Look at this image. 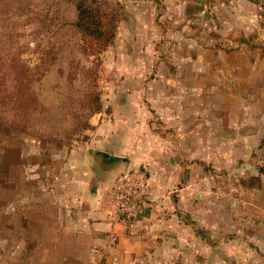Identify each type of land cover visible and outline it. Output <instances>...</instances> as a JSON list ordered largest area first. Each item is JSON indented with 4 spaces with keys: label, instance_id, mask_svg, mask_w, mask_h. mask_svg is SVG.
I'll use <instances>...</instances> for the list:
<instances>
[{
    "label": "rangeland",
    "instance_id": "obj_1",
    "mask_svg": "<svg viewBox=\"0 0 264 264\" xmlns=\"http://www.w3.org/2000/svg\"><path fill=\"white\" fill-rule=\"evenodd\" d=\"M150 1L153 7L144 10L149 38L134 41L129 36L141 20L135 17L130 0H103L100 4L114 10L116 27L112 43L98 56L100 112L128 75L120 73L117 65L140 66L135 75L148 82L160 75H177L171 69L174 51L179 49L173 35L174 18H164L160 0ZM77 16L68 0H0V104L4 95L5 104L9 103V107L0 105V151L33 141L68 146L84 140L92 129H84L85 124L100 112L90 115L81 107L85 93L93 88L92 78L81 66L96 71V57H85L75 46L81 43L72 26ZM164 24L172 31L169 38L159 36ZM148 47L149 57H128L129 50ZM261 75L262 81H249L240 88L218 79L216 73L208 74L196 96L188 94L190 88L162 91L166 97L184 100L183 110L197 116L193 123L198 156L190 158L177 148L182 138L173 126L154 127L157 133L161 130L156 144L167 146L172 160L180 161L170 170L167 182L160 174L162 153L152 154L154 170L148 165L149 171L145 169L149 179L152 172L158 190L149 209L166 222L174 216L172 223L182 228L180 237L170 233L165 247L153 250L160 263L264 264V178L252 180L260 177L264 165V73ZM176 105L164 109L174 113L179 111ZM146 109L155 126V108ZM104 111L111 113L109 106ZM164 185L166 193L161 188Z\"/></svg>",
    "mask_w": 264,
    "mask_h": 264
},
{
    "label": "crops",
    "instance_id": "obj_2",
    "mask_svg": "<svg viewBox=\"0 0 264 264\" xmlns=\"http://www.w3.org/2000/svg\"><path fill=\"white\" fill-rule=\"evenodd\" d=\"M160 1L164 18H174L179 49L174 51L171 69L176 76L160 75L148 82L135 75L140 66L117 65L120 73L128 75L106 103L110 115L104 106L91 119L85 140L68 146L33 141L0 151V168L4 167L3 172L0 169V264H159L153 250L165 247L170 233L181 236L182 228L172 223L174 216L166 222L149 209L158 191L151 171L146 215L137 220L115 219L113 180L130 168L148 165L154 170L152 154L162 153L160 174L167 182L180 161L172 160L167 146L156 144L155 137L161 134L155 132L157 126H173L182 138L177 148L190 158L198 156L193 123L197 116L183 110L184 100L166 97L162 91L190 88L188 94L196 96L200 83L214 73L240 88L249 81H262L264 22L252 0ZM130 6L141 20L133 25L130 39H148L144 10H151L153 1L130 0ZM164 26L160 38L171 37V29ZM149 50L133 48L128 57H149ZM247 73L254 75L246 77ZM172 105L179 111L164 109ZM149 106L155 108V126L147 114ZM161 188L167 192L166 185Z\"/></svg>",
    "mask_w": 264,
    "mask_h": 264
},
{
    "label": "trees",
    "instance_id": "obj_3",
    "mask_svg": "<svg viewBox=\"0 0 264 264\" xmlns=\"http://www.w3.org/2000/svg\"><path fill=\"white\" fill-rule=\"evenodd\" d=\"M75 8L76 14H78L76 21L73 23V29L77 33L81 43H75L77 48H80L81 53L85 57L95 56L94 67L96 71L90 67H82L87 77L92 78L93 88L89 92L85 93V100L83 101L82 109L88 111V114L93 115L99 113L102 109V102L100 93L98 92V66H100L99 57L111 43L114 38V10L106 5H100L103 0H68ZM72 1V2H71ZM63 27V26H62ZM6 95L3 96V107H9L5 104ZM29 102V101H28ZM27 104L24 103L23 105ZM82 104V102H81ZM10 126V125H9ZM11 127V126H10ZM92 128V125L88 122L85 124L84 129ZM87 138V137H86ZM85 138V139H86ZM84 139V140H85ZM3 172L4 167H1ZM260 177H256L252 180L260 181L261 177L264 178V165L261 166ZM1 179V175H0ZM262 182L260 183V187ZM264 188V185H263Z\"/></svg>",
    "mask_w": 264,
    "mask_h": 264
},
{
    "label": "built area",
    "instance_id": "obj_4",
    "mask_svg": "<svg viewBox=\"0 0 264 264\" xmlns=\"http://www.w3.org/2000/svg\"><path fill=\"white\" fill-rule=\"evenodd\" d=\"M264 22V0H252ZM145 169L130 168L115 175L111 187L116 220H137L146 215L144 204L149 195V177Z\"/></svg>",
    "mask_w": 264,
    "mask_h": 264
}]
</instances>
